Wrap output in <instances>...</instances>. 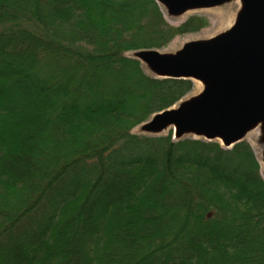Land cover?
I'll use <instances>...</instances> for the list:
<instances>
[{
	"label": "trees",
	"instance_id": "obj_1",
	"mask_svg": "<svg viewBox=\"0 0 264 264\" xmlns=\"http://www.w3.org/2000/svg\"><path fill=\"white\" fill-rule=\"evenodd\" d=\"M205 25L157 0H0V264H264L251 147L133 133L194 85L131 54Z\"/></svg>",
	"mask_w": 264,
	"mask_h": 264
},
{
	"label": "water",
	"instance_id": "obj_2",
	"mask_svg": "<svg viewBox=\"0 0 264 264\" xmlns=\"http://www.w3.org/2000/svg\"><path fill=\"white\" fill-rule=\"evenodd\" d=\"M240 2L229 30L184 44L173 54L142 50L133 54L155 79L189 80L201 91L153 115L141 127L145 136L171 130L173 141L192 137L218 142L225 150L258 130L264 148V0H157L169 17ZM260 166L264 179V152Z\"/></svg>",
	"mask_w": 264,
	"mask_h": 264
},
{
	"label": "rangeland",
	"instance_id": "obj_3",
	"mask_svg": "<svg viewBox=\"0 0 264 264\" xmlns=\"http://www.w3.org/2000/svg\"><path fill=\"white\" fill-rule=\"evenodd\" d=\"M239 10H240V2L235 1V2H230V3L224 4L222 6H219V7L213 8V9L190 12V13H187V14H185L183 16H179V17L166 16L165 13L162 11L166 23L171 27H177V26L181 25L191 16H200L202 18H205L206 25L204 28H202L197 33L186 34L183 36L175 37L165 48H163L161 50H154V51H157V52L162 53V54H173L176 51H178L179 49H181V47L188 42L204 41V40H208L210 38H213V37H215L221 33H224L227 30H229L231 28V26L233 25L235 17H236ZM219 15H221V17ZM134 53H136V52H134ZM133 54H131L132 57H133ZM143 70L145 71V73L147 75L151 76V74L148 70H146V69H143ZM193 85H194L193 90L182 101L197 95L201 91L202 86L200 84L193 82ZM143 124H141L140 126L135 128L133 133H137V134L142 135V133L140 131V127ZM168 134H171V140H172L173 134H172L171 130H166L161 135H168ZM188 138L194 139L192 137H184L182 139H188ZM244 142H246L251 147V149H252V151H253V153H254V155H255L258 163H259L261 160V155L264 152L263 145L260 143L259 132L257 135H254L253 137H250V138L246 137Z\"/></svg>",
	"mask_w": 264,
	"mask_h": 264
},
{
	"label": "bare ground",
	"instance_id": "obj_4",
	"mask_svg": "<svg viewBox=\"0 0 264 264\" xmlns=\"http://www.w3.org/2000/svg\"><path fill=\"white\" fill-rule=\"evenodd\" d=\"M220 17H221V15H219ZM199 84V83H198ZM258 134V130H254V131H252V132H250L248 135H247V137H253L254 135H257Z\"/></svg>",
	"mask_w": 264,
	"mask_h": 264
}]
</instances>
